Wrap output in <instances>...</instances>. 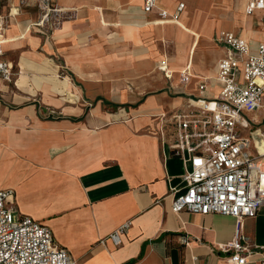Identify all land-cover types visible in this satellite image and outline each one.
I'll use <instances>...</instances> for the list:
<instances>
[{"label":"crops","instance_id":"obj_1","mask_svg":"<svg viewBox=\"0 0 264 264\" xmlns=\"http://www.w3.org/2000/svg\"><path fill=\"white\" fill-rule=\"evenodd\" d=\"M48 6L62 11L52 31L35 26ZM245 7L240 23L230 0H157L150 12L143 0H0L15 71L0 78V189L13 191L18 218L49 227L76 264H225L235 218L171 211L184 164L170 147L175 127L159 116L186 111L201 78L205 97L217 96V62L229 53L218 31L251 49L264 42V12ZM126 221L114 245L109 234ZM242 233L255 251L244 264H264V204Z\"/></svg>","mask_w":264,"mask_h":264},{"label":"built area","instance_id":"obj_2","mask_svg":"<svg viewBox=\"0 0 264 264\" xmlns=\"http://www.w3.org/2000/svg\"><path fill=\"white\" fill-rule=\"evenodd\" d=\"M156 2L143 0V10L152 11ZM182 7L181 3L177 10ZM256 10L264 12V0H246V14ZM61 12L56 6L46 7L35 26L47 24L49 31L54 30ZM158 15L160 20H174L165 9ZM5 29L6 19L0 16V78L12 82L14 65L3 57ZM214 39L229 47L217 62V96L205 97L207 78H201L199 96L188 100L186 111L159 116L175 127L170 147L184 164L181 186L171 191L170 209L234 217L233 237L223 246L230 251L225 264H244L255 251L246 243L243 221L264 204V146L259 147L264 145V42L251 49L245 38L228 30L218 31ZM158 68L170 78L165 61ZM191 76L187 65L179 72V82L184 84ZM15 209L13 191L0 189V264H76L54 241L49 227L26 215L13 220ZM129 224L126 221L109 234L114 245L121 243L120 234Z\"/></svg>","mask_w":264,"mask_h":264},{"label":"rangeland","instance_id":"obj_3","mask_svg":"<svg viewBox=\"0 0 264 264\" xmlns=\"http://www.w3.org/2000/svg\"><path fill=\"white\" fill-rule=\"evenodd\" d=\"M230 2H231V10H232L233 14L235 15L236 19L240 23H242L243 21H245L244 13H243V10L241 9L242 8V4H243V0H230ZM180 18L182 19V15H180ZM252 22H253L252 23L253 29H255V30L261 29V26L258 24V22H257L256 19H253ZM213 32H215V30ZM166 47H167V44H166ZM172 52H173V48L172 47L171 48H166V53L167 54H170ZM178 72H179V70H178ZM58 77H62V74H58ZM62 84H63V82H62ZM207 91H208V94H210V95L214 94L216 92V86H215V84L212 83V82H208V89H207ZM102 105H103V108L104 109H112L113 108L112 105H110V104H108L106 102H103ZM262 127L264 128V126H262ZM263 146L264 145L259 144L260 149H263ZM12 218H13V220H17L18 219V216H17V213L16 212H14L12 214Z\"/></svg>","mask_w":264,"mask_h":264}]
</instances>
